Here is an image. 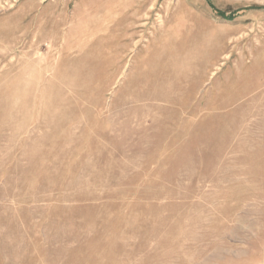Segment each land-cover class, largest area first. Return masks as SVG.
Returning a JSON list of instances; mask_svg holds the SVG:
<instances>
[{
  "label": "rangeland",
  "instance_id": "obj_1",
  "mask_svg": "<svg viewBox=\"0 0 264 264\" xmlns=\"http://www.w3.org/2000/svg\"><path fill=\"white\" fill-rule=\"evenodd\" d=\"M0 264H264V0H0Z\"/></svg>",
  "mask_w": 264,
  "mask_h": 264
}]
</instances>
